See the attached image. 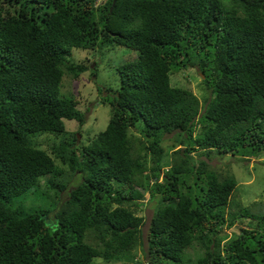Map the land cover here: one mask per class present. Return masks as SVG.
<instances>
[{"label":"trees","instance_id":"16d2710c","mask_svg":"<svg viewBox=\"0 0 264 264\" xmlns=\"http://www.w3.org/2000/svg\"><path fill=\"white\" fill-rule=\"evenodd\" d=\"M94 1L0 0V264L122 261L141 242L145 192L155 203L147 264H264V202L225 213L234 177L190 155L264 151V0H114L110 10L112 0ZM114 46L134 56L100 100L110 106L104 128L79 148L74 133L48 152L37 147L31 138L60 135L63 119L84 123L77 99L61 92L64 73L83 70L69 51ZM184 68L202 75L200 97L174 85ZM128 128L144 139L136 148ZM171 131L178 147L166 152ZM48 173L51 206L15 203ZM223 226L234 235H220Z\"/></svg>","mask_w":264,"mask_h":264},{"label":"rangeland","instance_id":"374dc122","mask_svg":"<svg viewBox=\"0 0 264 264\" xmlns=\"http://www.w3.org/2000/svg\"><path fill=\"white\" fill-rule=\"evenodd\" d=\"M101 0H95V4H98ZM134 52L123 47L114 46L104 51L95 49H80L72 48L70 54L66 56L67 61L79 64L83 66L82 72L76 78H73L70 74L63 75L61 81V92L72 93L77 99V109L84 113V123L77 127L74 120H63V131L60 135L52 136L50 134H39L33 136L31 139L37 145V147L44 149L48 152L49 146L57 144L59 141L70 140L73 133L77 135V140L74 142L73 147L79 148L81 145L90 143L92 139L96 137V134L101 131L110 115V106L105 101L101 103V99L104 97L112 98L114 91L118 87L119 76L117 68L124 61L132 59ZM85 66V67H84ZM171 79L174 85L181 86L189 89L193 94L200 97L202 91L200 89L201 75L197 70L192 68H184L174 72L171 75ZM141 124H138V128ZM199 132V124L194 128L193 135ZM126 135L130 139L131 147L136 148L140 141H144L139 133V130L128 128ZM176 135L175 131L170 133H164L163 139L160 145L166 152H170L171 149L177 148V142L174 140ZM173 146V148H171ZM192 160L197 161L204 160L214 170L218 172H228L234 177L236 182L235 190L232 192L227 206L224 207V212L237 210L239 207H251L252 202L260 203L264 202V151L257 155H251L245 157V159H239L237 155H218L212 150H196L190 153ZM57 168L63 172V174H69L68 166L55 161ZM150 162L147 164L149 165ZM65 172V173H64ZM80 180V176H77ZM67 178V177H66ZM49 174L40 177L39 187H35L31 191H27L22 196L14 199L16 204H20L22 208H38L39 206H51L52 194H48L45 189H48L47 180ZM77 178L74 175L67 179L66 185H74L77 183ZM33 188V187H32ZM67 197V188L60 192L59 201H63ZM142 205L137 209L136 214L142 216L143 223L140 225L141 229V242L129 251L122 261H109L104 262L100 258H94L91 264H147L145 262V232L148 226L149 219L152 215L155 203L148 202V195L145 192L141 199ZM252 208V207H251ZM256 208V207H255ZM254 208V209H255ZM253 210V208H252ZM240 217L234 220V224L242 228H247ZM246 220V218H243ZM220 235L226 234L227 237H232L234 232L229 227L223 226L219 233ZM224 241V240H223ZM221 240V242H223ZM195 248H187L186 254L188 259L192 260L195 256ZM187 258V257H186ZM185 260V259H184ZM190 264H194L191 262Z\"/></svg>","mask_w":264,"mask_h":264},{"label":"clouds","instance_id":"9594fccd","mask_svg":"<svg viewBox=\"0 0 264 264\" xmlns=\"http://www.w3.org/2000/svg\"><path fill=\"white\" fill-rule=\"evenodd\" d=\"M101 1H103V0H101ZM112 2V1H111ZM95 3V2H94ZM114 3V2H113ZM96 5V4H95ZM111 6H112V4L110 5V7L109 8H111ZM71 51V50H70ZM70 51H69V54H70ZM68 54V55H69ZM201 75V74H200ZM63 120H65V119H63ZM77 124V123H76ZM77 127H78V125H77ZM76 136V138H77V135H75ZM72 138V137H71ZM52 160V162H53V164L56 166V163H55V161H58L59 163H61L62 164V162L60 161V160H57L56 158H52V157H50ZM56 168H57V166H56ZM57 169H59V168H57ZM49 174V173H48ZM48 174H45V175H48ZM77 174V173H76ZM45 175H43V176H45ZM80 176V174L78 173L77 174V176ZM42 177V176H41ZM49 177H50V174H49ZM74 178H76V177H74ZM40 179V178H39ZM80 181V180H79ZM68 187H69V185H68ZM68 189V188H67Z\"/></svg>","mask_w":264,"mask_h":264},{"label":"water","instance_id":"95a60500","mask_svg":"<svg viewBox=\"0 0 264 264\" xmlns=\"http://www.w3.org/2000/svg\"><path fill=\"white\" fill-rule=\"evenodd\" d=\"M113 2H114V0H112L111 4H113ZM109 10H110V8H109ZM201 77H202V75H201Z\"/></svg>","mask_w":264,"mask_h":264}]
</instances>
